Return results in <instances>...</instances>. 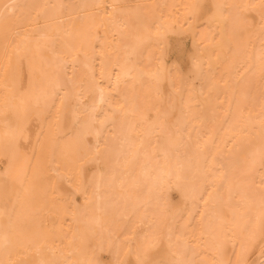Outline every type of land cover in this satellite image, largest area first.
Listing matches in <instances>:
<instances>
[{
    "label": "bare ground",
    "instance_id": "6f19581e",
    "mask_svg": "<svg viewBox=\"0 0 264 264\" xmlns=\"http://www.w3.org/2000/svg\"><path fill=\"white\" fill-rule=\"evenodd\" d=\"M262 2L0 0V166L18 185L13 210L48 205L59 264H101L100 251L136 264L152 245L174 264L264 262ZM52 64L57 89L41 82ZM37 142L23 185L18 162ZM23 213L0 218V264L44 260Z\"/></svg>",
    "mask_w": 264,
    "mask_h": 264
},
{
    "label": "rangeland",
    "instance_id": "374dc122",
    "mask_svg": "<svg viewBox=\"0 0 264 264\" xmlns=\"http://www.w3.org/2000/svg\"><path fill=\"white\" fill-rule=\"evenodd\" d=\"M63 11V10H62ZM51 66V65H50ZM60 74V70L54 71L53 64L50 68L46 67V71L44 73L42 84L47 89L50 87L53 88V86L56 88L57 85L53 84V77ZM39 77H41V73L38 72ZM62 84H65L63 82ZM194 86L197 91H200L201 84L198 79H194ZM58 88V87H57ZM56 88V89H57ZM46 102L47 105V111L43 113H38V117L40 118V123L42 124V131L47 127V123L51 119V113L54 106L53 101V95L52 93L46 95L43 99ZM89 103V98L84 97L82 99V102L80 104L87 105ZM41 134L39 135V138L41 137ZM165 142V140H164ZM29 152V153H28ZM28 152H24L22 154V157H20V160L18 162V174L20 178H22V184L28 185L31 181V172L34 169V166L37 164L38 159V142L33 145L31 150ZM52 167H55V164H51ZM39 180L40 182V188L46 187L48 185V179L47 176L42 175ZM4 191V194L1 196V193ZM43 191V190H42ZM39 197V196H38ZM38 197H32L31 198V210L28 211V213L24 214L23 212H26L28 208L21 205L20 203H17V207L13 210L14 202L17 201L19 198L18 196V185L17 183L13 182L8 177H5L3 174V170L0 166V218L3 219L4 222H7L12 216L14 215V212H20L23 213L19 217L20 223L18 224V228H20V233L23 231V234H29L33 235L34 239H36V245L39 249V253L44 257V261H56L59 264L60 259L55 256L54 251L52 250V240L51 235L49 233V225L48 220L46 217V212L48 205L45 203L43 206L40 205V201ZM13 217V216H12ZM46 220V221H44ZM168 231V229H167ZM95 249V247L93 248ZM98 262L101 264H114L113 256L106 252V251H100L98 253ZM167 261L174 262L175 263V252H170L167 255Z\"/></svg>",
    "mask_w": 264,
    "mask_h": 264
},
{
    "label": "snow or ice",
    "instance_id": "6c2138e0",
    "mask_svg": "<svg viewBox=\"0 0 264 264\" xmlns=\"http://www.w3.org/2000/svg\"><path fill=\"white\" fill-rule=\"evenodd\" d=\"M17 7L18 5H5L6 9H9L13 12ZM188 7L192 9L191 15L194 18L203 14V10L205 8L204 5H200V4L190 5ZM213 7L219 9L223 6L213 5ZM261 7L262 9H264V2H262ZM261 19L262 21H264V13H262ZM259 38L261 43L260 71L262 78H264V23H262ZM25 39H27V36L25 37ZM261 125H262V129H264V120L261 121ZM260 156H261V167L264 168V135H262L261 137ZM260 185H261V191H260L261 225L260 226H261V231L264 232V172L261 173ZM5 239L7 240V236L5 237ZM154 247H156V245H152L148 249H145L143 255L138 253L136 256V264H174V262H169L163 259L156 260L151 258V249ZM262 255H264V249H262ZM39 264H58V262L41 260ZM73 264H96V262L91 260H84V261L73 262ZM123 264H129V262H123ZM237 264H247V261L238 260ZM262 264H264V262H262Z\"/></svg>",
    "mask_w": 264,
    "mask_h": 264
}]
</instances>
